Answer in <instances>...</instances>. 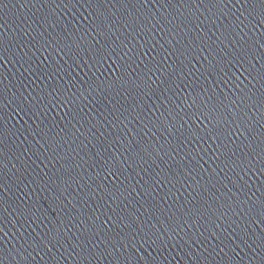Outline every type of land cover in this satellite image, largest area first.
<instances>
[{"label":"water","instance_id":"95a60500","mask_svg":"<svg viewBox=\"0 0 264 264\" xmlns=\"http://www.w3.org/2000/svg\"><path fill=\"white\" fill-rule=\"evenodd\" d=\"M0 264H264V0H0Z\"/></svg>","mask_w":264,"mask_h":264}]
</instances>
